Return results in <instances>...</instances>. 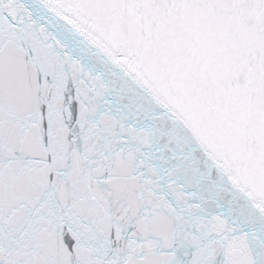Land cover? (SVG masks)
Here are the masks:
<instances>
[{
  "label": "snow or ice",
  "instance_id": "snow-or-ice-1",
  "mask_svg": "<svg viewBox=\"0 0 264 264\" xmlns=\"http://www.w3.org/2000/svg\"><path fill=\"white\" fill-rule=\"evenodd\" d=\"M0 264H264V0H0Z\"/></svg>",
  "mask_w": 264,
  "mask_h": 264
}]
</instances>
